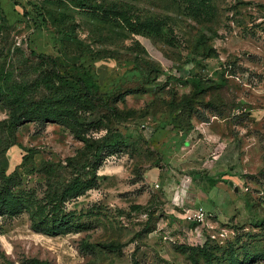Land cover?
<instances>
[{
    "label": "rangeland",
    "instance_id": "374dc122",
    "mask_svg": "<svg viewBox=\"0 0 264 264\" xmlns=\"http://www.w3.org/2000/svg\"><path fill=\"white\" fill-rule=\"evenodd\" d=\"M48 74L87 142L10 120ZM34 261L264 264V0H0V264Z\"/></svg>",
    "mask_w": 264,
    "mask_h": 264
},
{
    "label": "trees",
    "instance_id": "16d2710c",
    "mask_svg": "<svg viewBox=\"0 0 264 264\" xmlns=\"http://www.w3.org/2000/svg\"><path fill=\"white\" fill-rule=\"evenodd\" d=\"M43 59H49L48 57L42 56ZM53 74H48L45 76L44 88L51 92L50 96L43 98L39 101H27L21 95H14L12 97H8L6 99L7 106L10 110L9 118L11 121L16 120V124L19 125L21 123L26 122H36L38 124L44 125L48 123L60 122L69 127H73V133L81 140H85V135L82 132V127L76 121L72 122L69 120L70 116L75 118L73 114L77 112L78 109L83 108L80 104H75L67 98V93L63 92L62 86H56L55 82L52 81ZM60 84V81H58ZM79 94L82 99H85L88 103H97L98 98H100L97 93L92 92L86 85H82L79 90ZM80 101V100H79ZM60 110L61 112H57ZM74 110V112H71ZM113 108H110L112 111ZM84 135V136H83ZM86 141V140H85ZM87 142V141H86ZM100 164V163H99ZM12 206H7L8 208H12ZM17 208V207H15ZM49 234L54 235L52 231ZM33 264H42L38 261H34ZM193 264H199L194 261Z\"/></svg>",
    "mask_w": 264,
    "mask_h": 264
},
{
    "label": "built area",
    "instance_id": "2783aa9c",
    "mask_svg": "<svg viewBox=\"0 0 264 264\" xmlns=\"http://www.w3.org/2000/svg\"><path fill=\"white\" fill-rule=\"evenodd\" d=\"M186 218L188 220H193V221H196L198 223H202L205 219V216H204V213H203V210L201 208L193 211L192 213H189L187 212L186 213Z\"/></svg>",
    "mask_w": 264,
    "mask_h": 264
},
{
    "label": "crops",
    "instance_id": "0c3cea01",
    "mask_svg": "<svg viewBox=\"0 0 264 264\" xmlns=\"http://www.w3.org/2000/svg\"><path fill=\"white\" fill-rule=\"evenodd\" d=\"M159 177H160L159 173L158 172H155V171L154 172H150L148 174L149 181L150 182H153V183H157L158 180L160 179Z\"/></svg>",
    "mask_w": 264,
    "mask_h": 264
}]
</instances>
